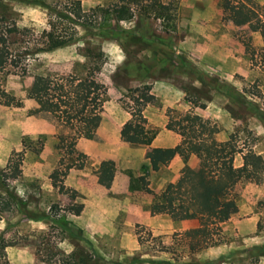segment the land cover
Segmentation results:
<instances>
[{"label": "rangeland", "instance_id": "obj_1", "mask_svg": "<svg viewBox=\"0 0 264 264\" xmlns=\"http://www.w3.org/2000/svg\"><path fill=\"white\" fill-rule=\"evenodd\" d=\"M71 1L0 0V16L18 29L12 47L22 52L18 67L0 73V91L17 99L0 104V236L12 243L8 264L29 255L35 264H75L81 255L90 257L89 264H264V176L258 183L238 181L231 195L237 212L213 230L214 244L198 248L167 214L151 215L149 195L139 189L141 177L148 188L162 189L179 170L142 169L146 151L155 148L119 134L135 89L147 86L154 100L142 114L156 131L155 144L174 141L165 129L168 115L191 112L217 123V139L232 135L238 148L257 141L264 149V67L253 64L262 61L264 33L252 23L222 20L221 0H144L119 22L108 14L95 20L89 12L113 0H79L84 22L57 20L58 27H74L73 40L43 50L52 14H65ZM36 74L95 78L106 86V100L67 129L31 112L46 95L33 85ZM61 136L67 144L75 138V149L87 157L81 169H69L52 186V171L76 156L60 144ZM240 161L237 155L235 164ZM102 163L114 169L111 182L97 176ZM130 177L138 179L132 191ZM8 193L16 195V204L3 206Z\"/></svg>", "mask_w": 264, "mask_h": 264}, {"label": "trees", "instance_id": "obj_2", "mask_svg": "<svg viewBox=\"0 0 264 264\" xmlns=\"http://www.w3.org/2000/svg\"><path fill=\"white\" fill-rule=\"evenodd\" d=\"M144 0H113L108 5H96L89 9L94 19L110 15L115 22L130 19L134 6L139 7ZM222 20L230 21L234 26H243L252 23L260 33H264V0L259 3L256 0H221ZM64 5L63 12L54 11L48 22L49 29L44 31L43 50H52L62 47L73 40L74 27H58L59 18L65 17L71 25L84 22L86 12L80 6L79 0H72L70 6ZM162 5L153 9L159 12ZM71 29V30H70ZM18 33L16 25L0 16V73L7 67L16 68L20 63L22 52L14 51L11 36ZM246 51L253 60L254 50L248 39L245 44ZM263 54L262 61H254L264 67V41L260 48ZM33 85L44 89L46 95L40 104L31 112L47 115L58 125L67 129H73L87 115L97 111L107 96L106 86L95 78L80 77L74 74L67 76H50L36 74ZM138 94L133 95V108L130 117L122 124L119 134L122 138L150 144L156 137V131L147 125L146 118L142 114V108L152 103L153 94L147 86L135 89ZM17 99L4 91H0V104L10 106ZM165 129L179 135L180 140L172 147L155 148L145 153L146 164L142 169L158 170L160 165H167L174 156L178 155L186 162L194 155L198 159L196 167H190L184 163L179 171V176L174 182H167L159 193L148 188L141 177L140 190L151 195L149 211L151 215L165 213L172 221L197 220L198 225L187 229L183 234L189 237L198 248L214 244L213 230H218L220 223L230 215L237 212L238 207L231 199L232 191L238 181L246 178L258 183L264 176V159L254 150L238 148L232 135L224 140L217 139L219 132L217 123L199 114L186 112L181 117L167 116ZM67 137L59 138L60 144L69 148L70 154L76 155L72 162H68L61 170L59 165L50 174L52 186H57L71 168L81 169L86 155L75 149L76 139L71 138L69 144L65 143ZM237 155L240 164L236 165ZM18 174V169H15ZM100 180L111 182L114 169L110 164L102 163L96 170ZM138 179L130 177L129 190L136 189L134 184ZM3 184V183H2ZM138 186V185H137ZM5 187V185H2ZM138 188V187H137ZM3 197L0 194V201ZM16 195L8 193L7 201L3 206H8L12 200L16 204ZM12 245L3 242L0 236V264H8L6 248ZM90 257L81 255L75 264H89ZM68 264V263H66ZM120 264V263H113Z\"/></svg>", "mask_w": 264, "mask_h": 264}, {"label": "crops", "instance_id": "obj_3", "mask_svg": "<svg viewBox=\"0 0 264 264\" xmlns=\"http://www.w3.org/2000/svg\"><path fill=\"white\" fill-rule=\"evenodd\" d=\"M196 114H199V115L203 116L201 113H196ZM205 118H208V117H205ZM179 140H180L179 135L175 134L174 141H173L172 144L167 145V146H162V145H159V144H155V141H152L150 143V147H152V148L172 147L175 144H177L179 142ZM248 144H249V147L248 148H252V150H254L255 152L261 154L262 157H263V159H264V149L259 144V142H257V141L256 142L255 141H250ZM184 163H187L190 167H196L197 164H198V159H197L196 156L192 155V156H190V158L186 162H184L181 157H179L178 155H176V156L173 157V159L167 165H160L157 171L162 170V168H165V167L166 168H172V170H175L176 169L177 171L178 170L180 171V169L182 168V166L184 165ZM163 182H165V180ZM169 182H174V181H169ZM124 185H125L124 192L127 193L128 196H130L131 193L128 190V181H126V183L124 182ZM161 187L162 186H160L159 188H157L156 185H155V187H153L152 184L149 185V188L153 192H155V193H159L161 191ZM148 195L149 196L146 197L147 198V201H148L147 202L148 204L146 205V208H149V205H150V202H151V195L150 194H148ZM129 206L130 207H135V204L130 201V205ZM82 213H83V211H82ZM172 222H174V224H175L174 226H177L178 228H181L182 227L184 230H187V229H190V228H194V227H196L198 225V221L197 220H194V219H192V220L172 221ZM34 259H35V257L33 255H29L26 258L20 257L17 260H15L13 264H35ZM22 260H24V261L22 262Z\"/></svg>", "mask_w": 264, "mask_h": 264}]
</instances>
